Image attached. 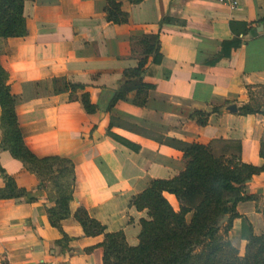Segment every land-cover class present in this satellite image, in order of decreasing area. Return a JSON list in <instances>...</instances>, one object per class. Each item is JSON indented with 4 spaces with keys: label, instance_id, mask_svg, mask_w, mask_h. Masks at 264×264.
<instances>
[{
    "label": "crops",
    "instance_id": "1",
    "mask_svg": "<svg viewBox=\"0 0 264 264\" xmlns=\"http://www.w3.org/2000/svg\"><path fill=\"white\" fill-rule=\"evenodd\" d=\"M115 1L123 22L109 20L106 0H23L25 31L0 37L26 145L37 158H69L75 170L70 211L54 224L49 208L58 204L50 176L0 147V167L25 190L0 197V264H103L104 235L84 234L74 218L78 207L108 233L122 232L128 244H137L140 219L148 214L132 196L150 180L184 169L182 151L165 137L209 144L213 153L219 150L214 143H233V152H217L223 161L264 164V0H235L233 7L227 0ZM140 34H156L161 54L158 63L149 57L143 66L141 80L151 86L146 102H133L135 89L114 102L123 70L137 63ZM56 75L83 87L54 92ZM246 104L254 110H240ZM3 139L0 128V144ZM4 188L0 172V192ZM243 190L256 200L238 201L236 210L259 232L264 204L259 210L254 201L263 203L264 170ZM163 195L179 208L173 194ZM238 227L237 217L230 228L236 236Z\"/></svg>",
    "mask_w": 264,
    "mask_h": 264
},
{
    "label": "trees",
    "instance_id": "2",
    "mask_svg": "<svg viewBox=\"0 0 264 264\" xmlns=\"http://www.w3.org/2000/svg\"><path fill=\"white\" fill-rule=\"evenodd\" d=\"M109 20L123 22L126 17L115 0H106ZM23 0H0V37L19 35L25 31ZM137 63L123 70L124 82L114 102L126 97V92L135 89L134 103L146 102L147 91L151 88L141 80L144 64L151 57L153 63L161 59L157 35L140 34ZM216 55L207 62L213 63ZM8 72L1 65L0 58V107L2 109L0 128L4 133L0 147L8 148L14 157L29 164L32 171L49 175L57 193L58 206L49 208L51 222L56 223L68 215V201L72 198L74 174L73 164L67 157L59 155L37 158L24 141L17 120L15 95L7 83ZM54 92L74 91L83 84H73L66 76L52 78ZM87 109L89 94L83 93ZM240 110L253 111L249 105ZM204 118L200 119V123ZM119 141L124 138L111 133ZM164 143L182 151L184 169L170 177L149 181L148 185L132 196L138 209L147 210V219H140L138 243L130 245L122 232L108 233L105 225L92 217L87 208L78 207L74 218L80 223L84 234H103V264H264V224L260 231H254L247 215L236 210V203L254 199L253 193H245L243 184L252 174L264 170V164L252 165L241 161H223L221 154H214L209 144L183 142L181 139L165 137ZM260 145V155L263 154ZM56 164V168L54 167ZM4 174L5 188L0 197L19 196L25 190L17 187L13 178L0 167ZM67 176L62 184L58 179ZM163 192L173 194L178 209L172 207ZM59 210H58V209ZM192 212L188 220L185 216ZM264 218V208L262 210ZM224 216L226 220L221 223ZM239 218L238 237L244 241V252L239 255L237 248L223 236L230 230L232 220ZM223 235V236H222ZM66 237V235H64ZM8 264V263H3Z\"/></svg>",
    "mask_w": 264,
    "mask_h": 264
},
{
    "label": "rangeland",
    "instance_id": "3",
    "mask_svg": "<svg viewBox=\"0 0 264 264\" xmlns=\"http://www.w3.org/2000/svg\"><path fill=\"white\" fill-rule=\"evenodd\" d=\"M214 145H216L219 148V150H217V149L216 150H213L215 154H218L220 151L221 152H225V151H228V150L231 151V152L234 151L233 150V143H223L222 144L221 142H216V143H214ZM226 149H228V150H226ZM227 153H229V152H227ZM54 167L56 168V164H54ZM262 202L263 203H259V200L254 201V205H255L256 209L259 208V210H261V208L264 207V206H262L264 204V199L262 200ZM259 204H262V205H259ZM260 206H262V207L260 208ZM191 215H192V212H189V214H187V216H188L187 218L189 219V217H191ZM223 239H226L228 242H230V244H233L237 248V251H238L239 255H242L243 254V252H244V243H243V240L240 241L241 239L238 237V234L236 236L234 234V232L232 231V229L229 230L223 236Z\"/></svg>",
    "mask_w": 264,
    "mask_h": 264
},
{
    "label": "built area",
    "instance_id": "4",
    "mask_svg": "<svg viewBox=\"0 0 264 264\" xmlns=\"http://www.w3.org/2000/svg\"><path fill=\"white\" fill-rule=\"evenodd\" d=\"M228 2H229V4H230V6H234V4L236 3V1L235 0H227Z\"/></svg>",
    "mask_w": 264,
    "mask_h": 264
},
{
    "label": "water",
    "instance_id": "5",
    "mask_svg": "<svg viewBox=\"0 0 264 264\" xmlns=\"http://www.w3.org/2000/svg\"><path fill=\"white\" fill-rule=\"evenodd\" d=\"M231 109H234V108L231 107ZM226 217H227V216H224V217L222 218L221 223L224 222V221L226 220Z\"/></svg>",
    "mask_w": 264,
    "mask_h": 264
}]
</instances>
